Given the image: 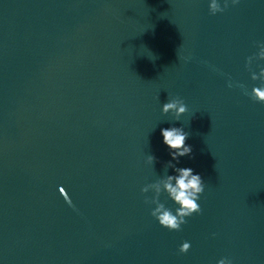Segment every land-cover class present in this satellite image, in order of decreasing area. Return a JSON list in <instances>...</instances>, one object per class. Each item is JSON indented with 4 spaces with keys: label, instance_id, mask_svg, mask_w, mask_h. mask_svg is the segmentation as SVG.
I'll list each match as a JSON object with an SVG mask.
<instances>
[{
    "label": "water",
    "instance_id": "95a60500",
    "mask_svg": "<svg viewBox=\"0 0 264 264\" xmlns=\"http://www.w3.org/2000/svg\"><path fill=\"white\" fill-rule=\"evenodd\" d=\"M228 2L0 0V264H264V0ZM173 126L205 181L180 231L141 192L175 212Z\"/></svg>",
    "mask_w": 264,
    "mask_h": 264
},
{
    "label": "clouds",
    "instance_id": "9594fccd",
    "mask_svg": "<svg viewBox=\"0 0 264 264\" xmlns=\"http://www.w3.org/2000/svg\"><path fill=\"white\" fill-rule=\"evenodd\" d=\"M239 0H231V3L237 4ZM229 7L228 0H224L223 6L218 0H210L209 12L211 15L224 12ZM258 53L254 56H249L246 60V68L251 64L253 59L264 60V42L258 43ZM251 79L259 81V86H253L251 91L245 88V95H248L253 102L264 104V68L257 73L252 72ZM231 87V85H229ZM188 111L184 100L179 96L167 99V102L162 104V114L167 115L172 113V121H180V117ZM163 143L168 147L172 160L165 165V173L169 168L174 170V175L166 174L162 178L164 191L170 200L174 202L177 207L175 212L171 208L165 206L160 202V188L159 183H149L141 188L142 193H147L148 186H154L157 190V195L149 199L145 197L146 204H154L155 207L151 211V216L155 218L159 225L169 231H180L181 226L187 223L186 217H191L193 214H201L202 209L197 202L201 194L205 191V181L200 174H194V170L190 167H177L172 161L179 163L180 157L189 156L192 154V147L186 143L190 133L186 132L183 127H169L161 129ZM156 157L149 154L147 162L154 166ZM174 181V183H173ZM62 188L60 189V191ZM191 247L190 242H183L178 251L181 254H186ZM231 264L227 258L220 259L217 264Z\"/></svg>",
    "mask_w": 264,
    "mask_h": 264
}]
</instances>
